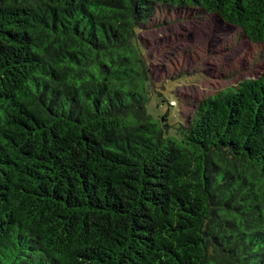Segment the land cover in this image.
Masks as SVG:
<instances>
[{
    "label": "trees",
    "instance_id": "trees-1",
    "mask_svg": "<svg viewBox=\"0 0 264 264\" xmlns=\"http://www.w3.org/2000/svg\"><path fill=\"white\" fill-rule=\"evenodd\" d=\"M160 6L264 44V0H0V264H264V69L154 118Z\"/></svg>",
    "mask_w": 264,
    "mask_h": 264
},
{
    "label": "rangeland",
    "instance_id": "rangeland-1",
    "mask_svg": "<svg viewBox=\"0 0 264 264\" xmlns=\"http://www.w3.org/2000/svg\"><path fill=\"white\" fill-rule=\"evenodd\" d=\"M140 39L154 88L166 87L163 96L174 106L158 105L156 95L148 111L154 118L169 111L173 123L180 115L187 121L200 102L264 69V44L201 9L160 6Z\"/></svg>",
    "mask_w": 264,
    "mask_h": 264
}]
</instances>
